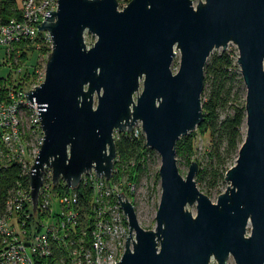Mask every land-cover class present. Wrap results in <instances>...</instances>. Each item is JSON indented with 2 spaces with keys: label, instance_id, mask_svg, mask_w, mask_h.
Wrapping results in <instances>:
<instances>
[{
  "label": "water",
  "instance_id": "95a60500",
  "mask_svg": "<svg viewBox=\"0 0 264 264\" xmlns=\"http://www.w3.org/2000/svg\"><path fill=\"white\" fill-rule=\"evenodd\" d=\"M37 28L51 37L44 80L25 92L43 142L30 167L33 211L45 167L77 187L95 170L110 179L115 132L141 122L160 158L154 229L118 196L128 237L116 264H264V0H57ZM96 35L89 47L84 33ZM237 48L245 87L244 139L216 202L179 172L176 142L202 121L203 68L215 49ZM179 67L171 64L177 51ZM141 85V91H139ZM137 93V94H136ZM136 96L134 97V95ZM196 204L195 216L186 207Z\"/></svg>",
  "mask_w": 264,
  "mask_h": 264
},
{
  "label": "built area",
  "instance_id": "2783aa9c",
  "mask_svg": "<svg viewBox=\"0 0 264 264\" xmlns=\"http://www.w3.org/2000/svg\"><path fill=\"white\" fill-rule=\"evenodd\" d=\"M57 6V0H22L19 16L0 25L3 64L13 69L12 76L8 75L12 83H0V170L14 167L18 171V177L6 190L0 212V264H40L60 244L64 251L53 264H116L128 237L127 218L118 199L122 185L112 179L117 169L113 168L110 179L98 176L94 169L81 176L78 186L90 191L85 206L76 191L78 186L68 188L60 179L69 190L56 192L53 187L59 182H52L51 168L45 167L33 211L29 174L42 145L43 132L37 107L27 101L25 92L44 80L45 69L37 64L26 84L22 80L25 68L19 64L20 52L14 44L32 41L41 33V42L51 49L49 33L39 31L37 25L45 20L46 11H55ZM36 48H40L39 43ZM129 133L143 135L141 122L136 121ZM135 185L127 179L128 194L122 195L133 194ZM81 227H85L81 234L89 235L87 241L81 235L74 237Z\"/></svg>",
  "mask_w": 264,
  "mask_h": 264
},
{
  "label": "trees",
  "instance_id": "16d2710c",
  "mask_svg": "<svg viewBox=\"0 0 264 264\" xmlns=\"http://www.w3.org/2000/svg\"><path fill=\"white\" fill-rule=\"evenodd\" d=\"M19 13L20 6H17L15 0H0V25L5 24L12 17L19 16ZM41 40L42 36L39 33L32 41H21L14 44L15 50L20 52L19 64L25 66L22 80L26 84L30 83L31 74L38 64L36 58V62L29 65L27 62L29 55L36 52L38 56L46 49ZM37 43L40 44V48H36ZM236 57L237 53L233 51L213 52L207 58L203 68L202 121L199 126L209 133V146L206 153L207 163L205 166L199 163L195 179L206 183L207 189L214 188L223 181L224 174L229 168L227 164L235 160L244 139L245 90L241 88L244 84L236 64ZM0 83L5 86L11 84L12 80L8 76L0 77ZM115 146L114 169L117 171L112 179L117 180V176L127 175L128 180L137 184L141 175L148 170L150 160L156 156L155 151L145 146L143 135L135 137L129 132H119L115 137ZM191 152V140L186 135L181 136L176 142V157H188ZM131 161H134L132 167L129 166ZM17 177L18 171L14 167L0 170V212L4 206L6 190ZM154 178L155 183L158 182L157 172ZM53 188L58 193L69 190L62 182L54 185ZM76 191L82 204L86 206L89 189L79 185ZM84 228H78L74 237L79 238ZM63 251L64 246L60 244L54 249L53 255L40 260V264H53Z\"/></svg>",
  "mask_w": 264,
  "mask_h": 264
},
{
  "label": "rangeland",
  "instance_id": "374dc122",
  "mask_svg": "<svg viewBox=\"0 0 264 264\" xmlns=\"http://www.w3.org/2000/svg\"><path fill=\"white\" fill-rule=\"evenodd\" d=\"M15 1H16L17 6L19 7L22 0H15ZM199 1H203V0H192L193 5L195 6ZM127 3L128 1L119 0L118 1L119 8L125 6ZM95 40H96V35L91 34L90 32H87V31L84 33V41L88 47L92 45L95 42ZM226 50L237 53V48L232 43H230L227 46ZM219 51H221V48L213 50L212 53L219 52ZM50 52H51V49L49 47H46L44 52L40 53L38 56H36V52H34L29 55L27 62L29 65H32L36 62L35 60L37 58L39 68L44 70L45 64H46V61H47V58ZM3 57H4V49L0 48V77H6L9 74L10 76H12L13 69H11L9 65L3 64ZM21 67L22 69L25 68L23 64H21ZM178 67H179V52L177 51L176 55L173 58L172 64H171V69L173 73L177 71ZM241 88L242 90H245L244 85H242ZM140 91H141V85L137 93H139ZM136 94L134 95V97L136 96ZM244 130H245V126H244ZM116 135H117V132L114 133V137H116ZM186 136L192 142L191 155L188 157L184 156L183 158L180 156L176 157L178 169L182 176L186 175L188 166L193 161L197 162L198 165L199 163L202 164V166L206 165L207 163L206 153L208 151V146H209V133L202 126H199V125L196 126V128L190 131L189 133H187ZM234 161L229 162L227 166L228 167L232 166L234 164ZM133 165H134V161H131L129 166L132 167ZM159 165H160V158L156 153V156L153 159H151L148 164V170L141 175L139 182L135 185L134 193L126 197V198H129L128 200L131 201V203L134 205V210L137 215L138 222L145 229H154L155 227V213L158 207L161 189H160L159 179H158V182L155 183L154 175L158 171ZM117 180L119 184L122 185V193L126 194L127 187H125V185L127 183V175L117 176ZM196 186L201 192L206 194L212 202L215 203L218 194L223 192L224 189L226 188V183L223 180L216 187L207 189L206 183L196 181ZM195 206L196 204L194 203L191 206L186 207L188 210H190V212L194 216L196 214ZM81 237H83L85 241L87 240V237L85 234L83 235L81 234ZM210 264H216L215 260H212ZM226 264H235L232 257L228 258Z\"/></svg>",
  "mask_w": 264,
  "mask_h": 264
}]
</instances>
